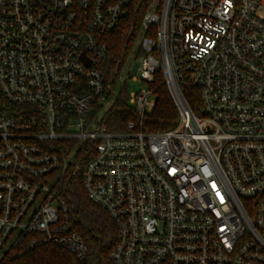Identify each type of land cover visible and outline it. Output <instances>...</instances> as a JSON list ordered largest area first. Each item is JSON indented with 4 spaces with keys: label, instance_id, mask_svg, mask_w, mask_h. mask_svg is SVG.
<instances>
[{
    "label": "built area",
    "instance_id": "1",
    "mask_svg": "<svg viewBox=\"0 0 264 264\" xmlns=\"http://www.w3.org/2000/svg\"><path fill=\"white\" fill-rule=\"evenodd\" d=\"M140 9L0 0V257L45 243L86 257L68 193L79 177L117 228L112 264H264V0L149 4L130 76L146 86L126 88L136 119L113 131L110 111L94 117L127 51L102 63ZM159 70L179 114L153 132ZM182 86L199 89L195 110Z\"/></svg>",
    "mask_w": 264,
    "mask_h": 264
},
{
    "label": "trees",
    "instance_id": "2",
    "mask_svg": "<svg viewBox=\"0 0 264 264\" xmlns=\"http://www.w3.org/2000/svg\"><path fill=\"white\" fill-rule=\"evenodd\" d=\"M141 9L137 14H130L116 29L111 39L114 47L111 55L102 66L109 70L116 65L122 56L124 43L130 38L133 24L138 26L143 18L147 6L153 0H138ZM150 87L156 95V103L152 111L143 118L142 125L148 131L159 132L174 127L178 120V108L164 79L161 70L155 73ZM182 92L192 109H196L199 103V89L195 86L183 87ZM128 94L124 90L116 98L115 107L110 111L107 124L113 131H124L129 119H136L130 112L127 103ZM68 187L69 200L72 213H77L78 220H75V228L88 242V253L82 260L69 250L50 243L35 247H16L7 250L0 257V264H112L109 253L117 242V228L110 215L100 206L92 202L84 193L78 177ZM74 216V214H73Z\"/></svg>",
    "mask_w": 264,
    "mask_h": 264
},
{
    "label": "rangeland",
    "instance_id": "3",
    "mask_svg": "<svg viewBox=\"0 0 264 264\" xmlns=\"http://www.w3.org/2000/svg\"><path fill=\"white\" fill-rule=\"evenodd\" d=\"M164 0H153L150 4L155 5L160 9ZM144 35V29L141 27V21L139 22L135 33L133 34L130 40L124 43L125 49L127 51V55L125 56L124 60L120 64V77L117 79L113 86V91L106 92L104 95V99L102 100L103 105H100L99 111L95 114V122H98L102 116H104L107 112L111 111L116 104V95L121 93L122 91L128 90L129 93H134L139 91L140 88H144L146 84L138 79L133 80L130 78L131 74L134 73V65L138 61V54H139V46L140 40ZM128 105L134 107V103L128 102ZM79 141H76V146H78ZM74 219L78 220L77 213H74Z\"/></svg>",
    "mask_w": 264,
    "mask_h": 264
},
{
    "label": "water",
    "instance_id": "4",
    "mask_svg": "<svg viewBox=\"0 0 264 264\" xmlns=\"http://www.w3.org/2000/svg\"><path fill=\"white\" fill-rule=\"evenodd\" d=\"M84 60L86 61V64H87V65H91V60L85 58V56H84Z\"/></svg>",
    "mask_w": 264,
    "mask_h": 264
}]
</instances>
